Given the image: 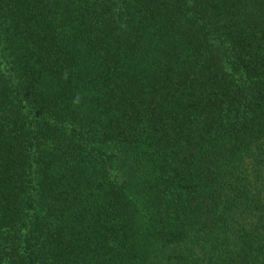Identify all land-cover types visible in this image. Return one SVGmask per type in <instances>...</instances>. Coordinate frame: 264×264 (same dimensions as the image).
<instances>
[{
	"label": "trees",
	"instance_id": "1",
	"mask_svg": "<svg viewBox=\"0 0 264 264\" xmlns=\"http://www.w3.org/2000/svg\"><path fill=\"white\" fill-rule=\"evenodd\" d=\"M0 264H264V0H0Z\"/></svg>",
	"mask_w": 264,
	"mask_h": 264
}]
</instances>
